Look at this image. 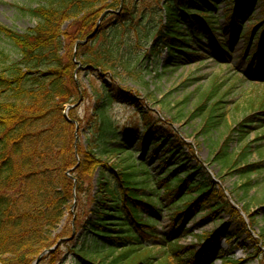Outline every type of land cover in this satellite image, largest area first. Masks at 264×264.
<instances>
[{"label": "trees", "instance_id": "16d2710c", "mask_svg": "<svg viewBox=\"0 0 264 264\" xmlns=\"http://www.w3.org/2000/svg\"><path fill=\"white\" fill-rule=\"evenodd\" d=\"M140 2L40 0L36 6H19L36 22L34 27L19 32L0 25V34L6 41L0 46V264H32L40 252L59 240V247L40 264L59 261L64 243H69L75 264H197L198 257L210 255L208 244L199 251L194 243L181 244V234L191 232L186 228L174 236L166 234L159 247L149 244L159 227L157 217L149 212H159L160 200L147 194L142 182L145 178L139 177L148 172L146 164L138 162L119 141L118 122L110 112L118 95L126 92L121 85L124 76H140L133 56L127 55L122 36L131 31L127 30L130 27L139 30L135 21L141 16ZM224 2V17L239 31L238 14L245 6L244 0ZM219 7V0H164L160 9L163 19L152 31V39L153 46L167 48V66L175 62L178 53H189L193 43H201L206 35L213 36L218 23L215 10ZM113 17L117 18L115 24L104 25ZM185 19L192 26L190 30ZM195 19L201 22V28ZM99 21L96 35L76 47L78 41L94 32ZM241 29L250 37L248 44L258 37L257 49L261 53L264 6L262 19L248 30L244 26ZM200 91L198 88L187 94L181 102L182 109L171 118L187 124L199 118V136L209 137L219 128L230 130L222 109L221 89L211 84ZM196 93V104L188 108ZM79 101L90 102L85 116L79 114V104L69 110L68 119L66 106ZM131 101L139 105L136 99ZM250 105L254 107V102ZM258 108H264V100ZM149 117L144 113L145 121ZM71 120L80 125L77 142L76 125ZM160 123L162 120L147 127L143 136L151 140L154 149L165 152L164 172L170 175L164 192L173 200L177 192L182 194L175 202L182 206L170 216L173 224L184 225L193 209H204L208 203L209 216L217 210L236 213L220 187L221 176L217 181L208 175L203 162L191 164L196 157L192 145L180 140L171 126L162 134ZM155 128L160 138L153 133ZM230 137L214 141L212 162L228 173L250 174L258 170L256 163L246 161L249 145L235 153L229 146ZM244 139L245 136L241 142ZM186 147L189 151H185ZM240 161L243 165L238 167ZM74 167L71 175L77 179L76 186L68 174ZM247 214L254 223L258 212ZM67 218L70 225L62 226ZM243 232L251 237L244 219L236 234L226 232V238ZM220 237V231L198 234L205 243ZM218 257L222 264L249 263L221 254Z\"/></svg>", "mask_w": 264, "mask_h": 264}, {"label": "rangeland", "instance_id": "374dc122", "mask_svg": "<svg viewBox=\"0 0 264 264\" xmlns=\"http://www.w3.org/2000/svg\"><path fill=\"white\" fill-rule=\"evenodd\" d=\"M138 1H141L139 6L141 16L135 23L139 24V30L130 27L127 30L131 31H126L127 33L122 36L126 40L127 55L133 56L140 76H132V78L124 76L121 85L126 92L118 95L110 112L118 122L116 126L119 141L124 144L125 149L135 155L138 162L146 164L148 172L141 173L139 177L145 178L142 182L148 189L147 194H153L160 200L159 212H149L152 216H156L159 222L155 232L156 237L152 238L149 244L159 247L166 234L174 236L179 230L186 228L191 232L181 234V244L194 243L198 251L208 244L206 249L210 250L209 256L198 257L197 264H222L218 257L220 254L248 260V264H264V207H262L264 206V108H258L261 100H264V51L259 54L258 37L255 38L252 46L245 48L250 37L235 35L234 24L229 18L224 17L223 10L226 7L224 1L228 0H219L220 7L215 10L218 23L213 36L206 35L201 43H193L189 53H178L175 62L167 66V48L159 49L153 46L152 39V31L163 19L160 9L164 0ZM244 2L245 6L238 14V26L240 28L244 26L248 30L262 19L264 5L261 0H244ZM39 3L40 0H0V25L14 28L19 32L34 27L36 22L22 12L19 6H36ZM203 4L206 5L204 2ZM195 6L200 7V5ZM116 21L117 18L113 17L104 25L115 24ZM195 23L196 26L202 27L199 20L195 19ZM190 27L192 26L187 21L186 28L190 30ZM5 44V38L0 34V46ZM182 46L186 48L187 44L183 43ZM106 80L112 83L109 78ZM84 82L86 88L90 90V84L86 79ZM211 84H216L224 94L222 109L226 111L231 128L230 130L219 128L218 132L204 137L202 134L199 136V118L187 124L186 121L176 122L171 116H177L182 109L181 102L187 94L195 92L198 88L201 91L207 89ZM198 93L190 99L188 108L196 104ZM131 98L136 99L139 105H134ZM252 101L254 107L250 105ZM89 104L90 102L80 104L79 114L82 117L85 116ZM172 106H174L173 111H171ZM144 113L150 114L148 121L143 119ZM158 120H162L158 125L162 134L163 130H170L171 126L181 140L192 145L196 157L191 164L203 162L213 175L221 176L220 187L236 208V213L217 210L209 216L208 203L205 204L204 209H193L184 220V225L173 224L170 216L182 206V203H175L182 194L177 192L173 200L164 192L165 180L170 175L164 172L165 164L162 159L166 156L165 152L161 148L154 149L150 145L151 140H145L143 136L146 128L154 122L156 125ZM153 133L160 138L161 134L157 132V128L153 129ZM228 135L231 136L229 146L235 153H238L245 144L249 145L246 161L256 163L258 170L250 174H243L241 171L228 173L227 170L222 171L219 164L212 162L214 141L224 139ZM243 136L245 139L241 142ZM170 149L171 147L166 149V152ZM185 151L189 149L186 147ZM242 165L243 162L240 161L238 167ZM245 184H248L247 187ZM193 196H196L195 193ZM215 203L214 201L210 204ZM244 210L247 213L258 212L254 223H250L249 215ZM243 219L251 237L243 232L241 235L237 234L226 239V232L236 234L241 228ZM70 221V218H67L62 226L65 223L67 226L70 225ZM62 226L55 232L61 231ZM215 231H220V239L214 238L207 243L197 239L198 234ZM68 244H63L60 260L52 264H75Z\"/></svg>", "mask_w": 264, "mask_h": 264}, {"label": "water", "instance_id": "95a60500", "mask_svg": "<svg viewBox=\"0 0 264 264\" xmlns=\"http://www.w3.org/2000/svg\"><path fill=\"white\" fill-rule=\"evenodd\" d=\"M100 21H101V19H100ZM100 21H99V23H98V25H97V28L94 30V32H92L91 34H89V35L85 38V40H83V41H78L77 44H76V47H77L78 43H80V42H82V43H86V42H88L91 38H93V37L96 35L97 30H98V26H99V24H100ZM74 57H76V52H75V54H74ZM79 104H80V102H78V103H76V104L68 105V106L66 107V110H65V116L68 118V111H69L71 108H74V107H76V106L79 105ZM72 122H75V124H76V132H75V134H76V142H77V140H78L79 124H78L77 121H73V120H72ZM74 169H75V167H74L73 169H71L70 171H73ZM68 174L70 175V172H69ZM74 182H75V186H76V184H77V179H76V178H74ZM75 203H76V200H75ZM61 241H62V240H59L54 246H52V247H50V248H46V249H44L42 252H40V254L35 258V260L33 261L32 264H40V263L43 261V259H44L48 254L54 252V251L59 247Z\"/></svg>", "mask_w": 264, "mask_h": 264}]
</instances>
